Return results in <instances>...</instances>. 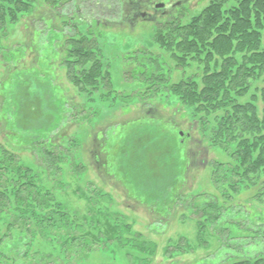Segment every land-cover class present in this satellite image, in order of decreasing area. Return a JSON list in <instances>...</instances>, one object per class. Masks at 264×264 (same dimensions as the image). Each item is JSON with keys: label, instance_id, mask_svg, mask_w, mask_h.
Masks as SVG:
<instances>
[{"label": "rangeland", "instance_id": "rangeland-1", "mask_svg": "<svg viewBox=\"0 0 264 264\" xmlns=\"http://www.w3.org/2000/svg\"><path fill=\"white\" fill-rule=\"evenodd\" d=\"M32 1L15 23L0 22V146L71 220L53 222L51 210L35 206L27 215L15 206L0 214V264H234L263 256L264 168L253 173L245 164L258 160L260 146L245 151L254 137L225 132V109L199 110L167 88L146 100L153 91L137 79L156 56L171 67L172 83L202 76L198 61L177 68L155 34L179 14L172 1L187 7L186 23L211 0H150L158 9L136 21L117 2L86 0L74 9L77 0ZM75 11L90 19L77 31L95 39L112 87L86 89L69 77ZM253 85L264 88V74ZM212 200L214 208H203ZM21 232L32 238L28 256L13 248Z\"/></svg>", "mask_w": 264, "mask_h": 264}, {"label": "trees", "instance_id": "trees-1", "mask_svg": "<svg viewBox=\"0 0 264 264\" xmlns=\"http://www.w3.org/2000/svg\"><path fill=\"white\" fill-rule=\"evenodd\" d=\"M7 1L9 5L0 6V22L10 17L15 23L21 13L32 8L33 2L32 0ZM47 1L52 6L58 2L57 0ZM148 1L150 0H126L124 5L120 2L119 6L130 10L127 17L135 20L137 16L144 15L147 10L138 9L136 6L148 4ZM85 2L86 0L75 1L74 9L83 7L81 3ZM109 2L110 0H104L102 4L109 8L111 7ZM136 3L138 4L134 6ZM182 3L183 1L171 2L172 10L177 6L180 12L178 15L172 13L171 18L168 17L170 20L160 22L157 25L155 37L157 42L165 45L166 49L173 54L177 68L185 69L191 61H198L203 65L202 76H192L172 83L171 67L164 62L162 56L148 57V63L141 64L143 69L137 73V79L145 82L149 88L148 91H153L145 99H151L167 88L181 96L186 103L197 106L199 110L225 109L226 114L221 118L223 130L230 135L240 132L242 135L254 137L251 144L244 143L247 154L249 150L253 151L254 147L260 146L258 160L253 164L245 162L251 172H257L259 168H264V144L260 145L264 143V88L258 89L257 86L254 88L253 80L256 76L264 74V0H211L201 13L186 23L182 20L187 16L188 10ZM70 14L69 17L76 15L79 23L74 22V18L70 17L68 24L70 35L68 34L66 41V46H69V58L66 62L69 77L75 81L76 85L83 84L82 88L86 89H97L100 83L112 87L111 73L102 64L101 57L97 56L99 47L95 44V39L90 37L91 33L86 35L77 31L80 22L88 23L90 19L86 20L80 12L75 11ZM144 54L152 53L145 51ZM133 69L134 74L136 68ZM252 88L254 91L258 90L253 94ZM258 91L263 104L261 111L257 105ZM219 132L222 135V132ZM44 143H48L46 150L53 155L54 152L48 150L53 144L52 141L46 139ZM56 168H52V174L58 171ZM9 174L15 179L9 180ZM24 190H26L25 193ZM13 197L16 198V202L12 205ZM30 200L36 205L29 208ZM53 203L55 198L51 194H42L37 190L30 169H26L20 163L17 154L0 146V214L9 211L13 206L15 207L12 209L21 215H27L30 210L37 211L39 208L38 211L51 210L53 215L50 217L53 222L58 221L57 216L70 221L66 208ZM204 205L203 208L211 209L215 207L216 201L204 203ZM23 221V225L26 224L25 219ZM256 228L257 225L247 230L254 231ZM14 237L16 239L13 248L16 255L28 256L32 238H27L22 232L19 235L14 234ZM24 246L25 249H21ZM40 259L44 261L43 258ZM234 264H264V254L256 259L240 260Z\"/></svg>", "mask_w": 264, "mask_h": 264}, {"label": "flooded vegetation", "instance_id": "flooded-vegetation-1", "mask_svg": "<svg viewBox=\"0 0 264 264\" xmlns=\"http://www.w3.org/2000/svg\"><path fill=\"white\" fill-rule=\"evenodd\" d=\"M126 0H110V2H111V4H114V2L116 3L117 2V6L118 5H120V2H122V5H124V2H125ZM129 1V0H128ZM151 2L152 1H148V4H143V5H140V6H136L138 3H136L134 6H136V8H138V9H142V8H145V10L147 9H158V8H156V7H154L152 4H151ZM160 4V3H159ZM156 5H158V4H156ZM164 9H166V8H164ZM146 10V11H147Z\"/></svg>", "mask_w": 264, "mask_h": 264}, {"label": "water", "instance_id": "water-1", "mask_svg": "<svg viewBox=\"0 0 264 264\" xmlns=\"http://www.w3.org/2000/svg\"><path fill=\"white\" fill-rule=\"evenodd\" d=\"M157 7H164V4H159Z\"/></svg>", "mask_w": 264, "mask_h": 264}]
</instances>
